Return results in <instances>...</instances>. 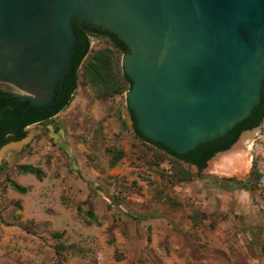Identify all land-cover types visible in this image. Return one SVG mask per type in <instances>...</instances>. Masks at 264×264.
Instances as JSON below:
<instances>
[{"label":"rangeland","instance_id":"rangeland-1","mask_svg":"<svg viewBox=\"0 0 264 264\" xmlns=\"http://www.w3.org/2000/svg\"><path fill=\"white\" fill-rule=\"evenodd\" d=\"M125 92L98 99L79 81L62 112L3 147L0 264H264V119L242 169L199 175L139 140Z\"/></svg>","mask_w":264,"mask_h":264},{"label":"water","instance_id":"water-1","mask_svg":"<svg viewBox=\"0 0 264 264\" xmlns=\"http://www.w3.org/2000/svg\"><path fill=\"white\" fill-rule=\"evenodd\" d=\"M100 37L123 52L139 138L199 175L249 155L264 118V0H0V85L58 112Z\"/></svg>","mask_w":264,"mask_h":264},{"label":"trees","instance_id":"trees-1","mask_svg":"<svg viewBox=\"0 0 264 264\" xmlns=\"http://www.w3.org/2000/svg\"><path fill=\"white\" fill-rule=\"evenodd\" d=\"M100 38H105L111 44V47L92 51L90 48L91 40L89 39V50L84 55L76 69V87L68 101L58 112H55L50 108L41 109L32 107L27 101L21 102L18 98L7 92L12 90L10 86L3 85L4 89H6V92H4L1 89L2 85H0V148L9 142L22 140L26 136L25 129L28 126L45 123L58 113L62 112L72 101L73 95L79 86V81L81 85L91 88L98 99L114 95H122L129 89V83L124 77L123 69L120 65V56H123V52L119 50L108 37ZM6 106L10 107L5 109ZM139 140L143 141L141 138H139ZM150 145L159 154L172 158L173 161L181 166L178 159L163 152L156 146L152 144ZM120 158L121 154H114L110 161V166H115ZM183 163L187 164L185 162ZM1 170L2 168H0V172ZM17 170L24 174H32L38 180H41L45 176L41 169L32 165H19L17 166ZM189 178L190 177L187 179ZM227 181L229 183L240 185L242 189H247V185L244 183L237 182L234 179ZM10 185L19 193L24 194L27 191V188L22 187L15 182L11 181Z\"/></svg>","mask_w":264,"mask_h":264},{"label":"bare ground","instance_id":"bare-ground-1","mask_svg":"<svg viewBox=\"0 0 264 264\" xmlns=\"http://www.w3.org/2000/svg\"><path fill=\"white\" fill-rule=\"evenodd\" d=\"M6 150V148L4 149V151ZM3 154V153H2ZM1 154V155H2ZM0 155V156H1ZM231 164H236L237 165V167H239L238 169H242L244 166H245V158L244 157H238V156H236V157H233V158H230L225 164H224V166L218 171L219 173H221V172H223L224 171V169L226 168V169H230L231 168ZM228 166H230V168L228 167ZM233 169V168H232ZM234 169H236V167L234 168ZM237 169V170H238ZM217 172V173H218Z\"/></svg>","mask_w":264,"mask_h":264},{"label":"crops","instance_id":"crops-1","mask_svg":"<svg viewBox=\"0 0 264 264\" xmlns=\"http://www.w3.org/2000/svg\"><path fill=\"white\" fill-rule=\"evenodd\" d=\"M54 117H55V116H54ZM34 125H39V124H34ZM30 126H32V125H30ZM28 127H29V126H28ZM25 137H26V136H25ZM25 137H24V138H25ZM24 138H23V139H24ZM23 139H22V140H23ZM20 141H21V140H20ZM20 141H12V142L7 143L6 145H8V146H13V147H11V148H9V149H16L17 144L20 143ZM8 146H7V147H8ZM29 175H32V174H29ZM32 176H34V175H32Z\"/></svg>","mask_w":264,"mask_h":264},{"label":"flooded vegetation","instance_id":"flooded-vegetation-1","mask_svg":"<svg viewBox=\"0 0 264 264\" xmlns=\"http://www.w3.org/2000/svg\"><path fill=\"white\" fill-rule=\"evenodd\" d=\"M52 110V109H51Z\"/></svg>","mask_w":264,"mask_h":264}]
</instances>
